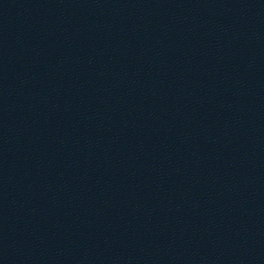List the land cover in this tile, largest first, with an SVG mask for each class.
<instances>
[{
	"label": "water",
	"instance_id": "95a60500",
	"mask_svg": "<svg viewBox=\"0 0 264 264\" xmlns=\"http://www.w3.org/2000/svg\"><path fill=\"white\" fill-rule=\"evenodd\" d=\"M0 264H264V0H0Z\"/></svg>",
	"mask_w": 264,
	"mask_h": 264
}]
</instances>
